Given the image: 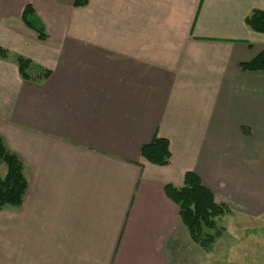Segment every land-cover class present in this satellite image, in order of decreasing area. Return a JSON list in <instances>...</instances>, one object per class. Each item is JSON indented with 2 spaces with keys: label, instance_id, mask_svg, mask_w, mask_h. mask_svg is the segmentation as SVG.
<instances>
[{
  "label": "crops",
  "instance_id": "obj_1",
  "mask_svg": "<svg viewBox=\"0 0 264 264\" xmlns=\"http://www.w3.org/2000/svg\"><path fill=\"white\" fill-rule=\"evenodd\" d=\"M75 3L0 0V136L28 180L0 210V264H179L195 245L166 185L188 171L264 219V70L241 66L264 49L246 23L264 0ZM18 56L51 75L24 80ZM155 135L166 165L142 155Z\"/></svg>",
  "mask_w": 264,
  "mask_h": 264
},
{
  "label": "trees",
  "instance_id": "obj_2",
  "mask_svg": "<svg viewBox=\"0 0 264 264\" xmlns=\"http://www.w3.org/2000/svg\"><path fill=\"white\" fill-rule=\"evenodd\" d=\"M87 0H76V5H83ZM23 20L27 26L34 29L41 40H46L48 34L40 25L36 12L27 5ZM247 25L254 31L264 33V10L255 9L246 17ZM8 49L0 46V57L7 58ZM19 72L24 80L41 81L51 75V71L35 63L33 60L18 56ZM241 66L248 70H264V49L249 62ZM142 155L149 162L166 165L171 160L170 141L159 135L142 147ZM0 164L4 165V174L0 170V210L5 207H19L28 189V180L24 173L23 163L17 153L6 145L0 136ZM166 192L179 206L182 222L187 226L192 240L205 250H211L218 236L223 232L218 227V221L231 214L232 209L224 202H218L213 191L208 188L200 176L194 171H188L182 186L166 185ZM205 229L210 232H205ZM213 232V233H212Z\"/></svg>",
  "mask_w": 264,
  "mask_h": 264
},
{
  "label": "rangeland",
  "instance_id": "obj_3",
  "mask_svg": "<svg viewBox=\"0 0 264 264\" xmlns=\"http://www.w3.org/2000/svg\"><path fill=\"white\" fill-rule=\"evenodd\" d=\"M0 170L4 174L3 164H0ZM231 214L217 222L223 233L211 250L193 242L194 249L189 246L176 255L179 264L183 260L194 264H264V219L250 222L246 217L234 216L233 210ZM205 232L210 230L205 229Z\"/></svg>",
  "mask_w": 264,
  "mask_h": 264
}]
</instances>
